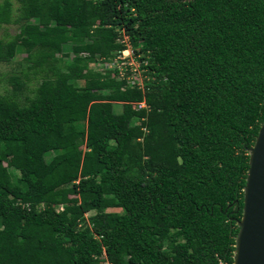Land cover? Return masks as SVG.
<instances>
[{
  "label": "trees",
  "instance_id": "1",
  "mask_svg": "<svg viewBox=\"0 0 264 264\" xmlns=\"http://www.w3.org/2000/svg\"><path fill=\"white\" fill-rule=\"evenodd\" d=\"M17 2L0 3L18 29L0 61L28 63L0 96V264H232L264 0ZM117 27L155 78L144 91L90 67L124 47Z\"/></svg>",
  "mask_w": 264,
  "mask_h": 264
},
{
  "label": "water",
  "instance_id": "2",
  "mask_svg": "<svg viewBox=\"0 0 264 264\" xmlns=\"http://www.w3.org/2000/svg\"><path fill=\"white\" fill-rule=\"evenodd\" d=\"M241 216L236 220L232 264H264V117L248 148Z\"/></svg>",
  "mask_w": 264,
  "mask_h": 264
},
{
  "label": "built area",
  "instance_id": "3",
  "mask_svg": "<svg viewBox=\"0 0 264 264\" xmlns=\"http://www.w3.org/2000/svg\"><path fill=\"white\" fill-rule=\"evenodd\" d=\"M118 41L124 45L121 50H118L110 58L102 56L96 57L95 61L90 65L97 64L96 66H90L93 70L100 72L103 75L110 74V76L117 80H123L125 82L122 89L137 88L142 91L146 88V85L155 78L149 75V69L147 67L146 60H140V55L135 54L131 44L128 40V35L121 31V35L118 37ZM136 109L147 108L144 101L135 103ZM62 209L61 206L58 207Z\"/></svg>",
  "mask_w": 264,
  "mask_h": 264
},
{
  "label": "rangeland",
  "instance_id": "4",
  "mask_svg": "<svg viewBox=\"0 0 264 264\" xmlns=\"http://www.w3.org/2000/svg\"><path fill=\"white\" fill-rule=\"evenodd\" d=\"M3 0H0V3ZM14 8V13H17V6L19 5L17 0H11ZM119 31L121 32L123 30L122 27H117ZM18 32L17 25L15 24H6L2 25L0 27V39L2 40H8L10 37L14 36ZM72 46L70 44L63 45L62 47V53H58L57 56H61L62 54L63 59H69L73 56ZM69 53V56H65V54ZM25 53H21L16 55L11 61L5 62L0 61V96L1 95H7L11 94L13 90V84L11 82V78L13 76L19 75L23 79V76L21 75L22 69L24 68L25 64H28L25 60ZM62 58V57H61ZM90 66H96L98 69V65H90ZM76 85H82L83 81H76ZM37 85V81L31 76V79L28 80L27 86H25L24 89L18 90L17 93L20 95V99L23 102V98L25 95H31V90L35 88ZM20 91V93H19ZM121 110L120 104H114V111L116 113H119ZM135 122V120H133ZM53 156L52 152H48L45 154V158L47 161L51 159ZM9 171L16 174L17 176L21 175V172L19 170H15L12 167L9 168ZM107 211H117L121 212V209L119 208H109L106 209ZM95 215V211H89L84 214L85 221L90 224V219Z\"/></svg>",
  "mask_w": 264,
  "mask_h": 264
},
{
  "label": "crops",
  "instance_id": "5",
  "mask_svg": "<svg viewBox=\"0 0 264 264\" xmlns=\"http://www.w3.org/2000/svg\"><path fill=\"white\" fill-rule=\"evenodd\" d=\"M114 104H120V105H121L120 102H114V103H113V108H114ZM120 112H121V110H120Z\"/></svg>",
  "mask_w": 264,
  "mask_h": 264
}]
</instances>
